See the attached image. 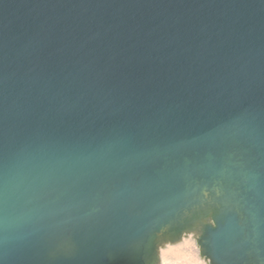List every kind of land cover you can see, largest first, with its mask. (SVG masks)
Listing matches in <instances>:
<instances>
[{
    "label": "water",
    "instance_id": "obj_1",
    "mask_svg": "<svg viewBox=\"0 0 264 264\" xmlns=\"http://www.w3.org/2000/svg\"><path fill=\"white\" fill-rule=\"evenodd\" d=\"M0 264H264V0H0Z\"/></svg>",
    "mask_w": 264,
    "mask_h": 264
}]
</instances>
